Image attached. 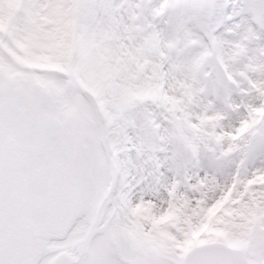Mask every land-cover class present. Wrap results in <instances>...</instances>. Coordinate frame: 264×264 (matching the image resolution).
<instances>
[{
  "label": "snow or ice",
  "instance_id": "6c2138e0",
  "mask_svg": "<svg viewBox=\"0 0 264 264\" xmlns=\"http://www.w3.org/2000/svg\"><path fill=\"white\" fill-rule=\"evenodd\" d=\"M0 264H264V0H0Z\"/></svg>",
  "mask_w": 264,
  "mask_h": 264
}]
</instances>
